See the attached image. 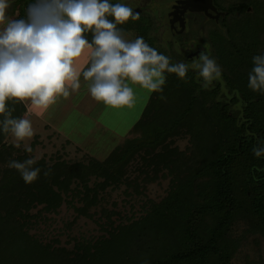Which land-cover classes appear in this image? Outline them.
Masks as SVG:
<instances>
[{
	"label": "trees",
	"instance_id": "1",
	"mask_svg": "<svg viewBox=\"0 0 264 264\" xmlns=\"http://www.w3.org/2000/svg\"><path fill=\"white\" fill-rule=\"evenodd\" d=\"M210 2L220 17L205 19L204 27L197 22L198 33H183L177 45L169 43L170 51L153 36L149 14L117 25L122 35L143 37L171 63L187 65L194 59L176 48L204 33L208 48L201 53L216 60L221 76L203 88L191 67L185 79L165 73L163 91L149 94L128 132L132 137L103 161L35 160L38 137L27 152L9 142L12 133L0 126V264H232L248 237L264 239V155L253 154L254 148L264 149V92L248 87L253 57L264 55V0ZM9 3L8 19H27L28 6L37 0ZM84 35L91 43L92 33ZM7 107L14 109L12 118H24L23 102L10 100ZM183 140L180 150L177 142ZM27 159L40 169L31 184L9 167ZM162 180L168 181L164 197L146 198L147 186ZM122 188L129 199H145L120 220L103 203L108 191ZM63 204L76 218L93 220L108 212L101 236L73 239L67 249L32 233L43 223L42 214L56 213Z\"/></svg>",
	"mask_w": 264,
	"mask_h": 264
},
{
	"label": "clouds",
	"instance_id": "2",
	"mask_svg": "<svg viewBox=\"0 0 264 264\" xmlns=\"http://www.w3.org/2000/svg\"><path fill=\"white\" fill-rule=\"evenodd\" d=\"M9 7V0H0V115L4 116L0 126L17 141L31 139L34 130L30 120L12 118L14 109L10 110L7 102L30 101L32 106L46 110L59 97L67 98L69 88H80L81 73L73 62L86 47L92 49L91 61L82 75L90 82V95L113 108L134 104L135 93L130 84L139 85L148 93L162 92L165 73L180 79L187 76L189 65L171 63L143 37L124 39L117 25L139 19V13L125 4H112L109 0H37L28 6L27 19H8ZM86 32L92 33L91 43ZM253 65L248 87L264 92V55L254 56ZM191 68L203 79V88L221 76L216 60L204 53ZM25 150L32 151L27 146ZM253 154L260 157L264 149L254 148ZM34 163V159L12 161L9 167L18 170L24 182L31 184L40 173L39 168L32 167Z\"/></svg>",
	"mask_w": 264,
	"mask_h": 264
},
{
	"label": "rangeland",
	"instance_id": "3",
	"mask_svg": "<svg viewBox=\"0 0 264 264\" xmlns=\"http://www.w3.org/2000/svg\"><path fill=\"white\" fill-rule=\"evenodd\" d=\"M109 2L122 3L131 7L134 12L152 16L155 21L153 36L158 39L160 47L167 51H170V44H178V39L184 36L183 32L192 37L193 33L199 31L196 23L199 22V27H204L206 23L205 19L198 20L200 17L192 11L188 0H109ZM176 13L189 18L190 23L187 30L183 31L180 26H175V29L180 30L178 35L175 33L173 35L170 25L177 20ZM0 26L2 30L3 25ZM203 34L199 38L188 40L185 48L176 49L179 53H184L187 59H198L201 52L208 48ZM123 37L128 41L135 39L132 33L123 34ZM194 44H199V47H194ZM91 51L92 49L86 47L81 56L73 62L74 68L81 73L78 90L69 88L70 94L67 98L59 97L56 103L46 110L32 106L30 101L23 102L26 107L24 118L31 121L34 136L31 139L17 141L11 134L8 140L14 146L19 143L21 147L26 148L31 147L36 140L35 137H38V142L34 146L35 160L42 158L49 160L60 156L69 162H80L84 157L91 156L103 161L117 146L128 137H132L128 132L139 119L150 93L139 85L130 84L135 93V102L131 107L113 108L94 100L88 90L90 82L85 81L82 75L90 66ZM188 65L191 67L192 64ZM186 144L185 140L177 142L180 150H183ZM167 185L166 180L148 185L145 197L159 201L164 197ZM106 196L108 202L105 201L103 206L108 212L110 209L119 212L120 220L129 217L131 211H137L145 199L144 197L129 199L123 194V188L108 191ZM38 210L40 207L34 210L33 214ZM108 212L98 214L93 220L76 218L72 208L63 204L56 213L42 214V219L45 218L43 223L41 222L39 228L32 233L46 243L58 241V246L70 249L73 239H97L101 236L100 226L107 222L110 216ZM110 219L116 224L119 220L115 216H111ZM242 231L243 226L240 225L237 233L241 234ZM232 264H264V239L248 237L236 252Z\"/></svg>",
	"mask_w": 264,
	"mask_h": 264
},
{
	"label": "flooded vegetation",
	"instance_id": "4",
	"mask_svg": "<svg viewBox=\"0 0 264 264\" xmlns=\"http://www.w3.org/2000/svg\"><path fill=\"white\" fill-rule=\"evenodd\" d=\"M188 1H189V4L191 5V7H194V5L195 6L198 5L199 4L198 1L201 2L202 5H200V4L198 5L201 11L196 12L197 16H203L204 19H206V20H214V21L220 17V14L214 8L212 2H211L212 8L206 9L207 11L205 14L203 12V9L206 7V5L203 4V0H188ZM176 18H177V20L174 23H171V25H170L173 35H174V33L177 34L180 29H181V31L187 30L186 28L188 27V25L190 23V19L184 15L176 13ZM175 26L176 27L180 26V29H175ZM183 33H185V32H183Z\"/></svg>",
	"mask_w": 264,
	"mask_h": 264
},
{
	"label": "water",
	"instance_id": "5",
	"mask_svg": "<svg viewBox=\"0 0 264 264\" xmlns=\"http://www.w3.org/2000/svg\"><path fill=\"white\" fill-rule=\"evenodd\" d=\"M198 3H199L200 5H202L200 1H198ZM199 4H198V5H199ZM203 4L206 5V7L203 9V12L206 14V11H207L206 9H208V8H212V5H211L210 0H203ZM198 5H196V6L194 5L195 8H194V7H191V8H192V11H195V12H199V11H201ZM201 7H202V6H201Z\"/></svg>",
	"mask_w": 264,
	"mask_h": 264
},
{
	"label": "crops",
	"instance_id": "6",
	"mask_svg": "<svg viewBox=\"0 0 264 264\" xmlns=\"http://www.w3.org/2000/svg\"><path fill=\"white\" fill-rule=\"evenodd\" d=\"M1 27V26H0Z\"/></svg>",
	"mask_w": 264,
	"mask_h": 264
}]
</instances>
